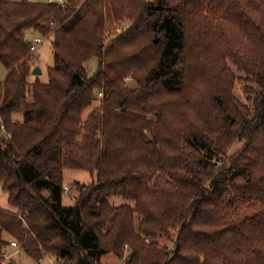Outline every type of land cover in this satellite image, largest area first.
<instances>
[{
    "label": "trees",
    "instance_id": "16d2710c",
    "mask_svg": "<svg viewBox=\"0 0 264 264\" xmlns=\"http://www.w3.org/2000/svg\"><path fill=\"white\" fill-rule=\"evenodd\" d=\"M0 120V264L9 237L56 264H264V0H0ZM67 170L96 176L74 203Z\"/></svg>",
    "mask_w": 264,
    "mask_h": 264
},
{
    "label": "rangeland",
    "instance_id": "374dc122",
    "mask_svg": "<svg viewBox=\"0 0 264 264\" xmlns=\"http://www.w3.org/2000/svg\"><path fill=\"white\" fill-rule=\"evenodd\" d=\"M34 2H60L61 0H32ZM66 2V0H63ZM130 23L129 20H126L125 22H121L116 27L113 28L112 33H119L125 25H128ZM111 31H107L106 36H110ZM32 39L35 37L34 34L30 36ZM110 40V39H109ZM37 55L39 56V59L34 62L35 67H40L42 70V74L40 75L41 79L43 81L48 80V67L53 65L55 62V54L51 47V40L44 38L43 43L39 46V49L37 51ZM230 66L238 76V80L235 84V94L236 96L244 103H249L247 99V94L245 92V87L249 85L248 81L245 79V75L241 72H239L236 68V66L229 61ZM86 68L89 73V76H92L97 72L98 70V61L97 58H92L86 63ZM32 79V78H31ZM127 85H130L132 83V77L126 79ZM101 93V95H100ZM105 97V94L102 90L98 91L95 95V102L92 106H90L84 114V118L86 119L87 116L91 113V111L97 107L101 100H103ZM243 146V142L237 141L232 149L231 153H233L236 150H239ZM74 181H79L81 184L84 185H90L92 183L96 182V176L95 174H92L89 171L86 170H67L66 171V177H65V183L67 184L65 187L66 192V202L67 203H74V195H77L78 191L75 185L73 184ZM47 193V192H45ZM110 203L112 205H120L124 202V199L121 196H115L110 198ZM0 206L2 208H9L7 195L4 193V191L1 188L0 184ZM9 237V236H8ZM175 234L172 232L170 235L163 234L161 237L158 238V241L161 246H171L172 240L174 239ZM11 241H16L14 238L9 237ZM150 241V240H149ZM9 254V258H4L5 264H56L54 256H44L42 258H36L32 254H30L28 251L23 249L21 245H18L17 247H9L7 250H5ZM128 249L126 248V255H127ZM103 262L105 264H125L124 258H119L115 255H109L104 258Z\"/></svg>",
    "mask_w": 264,
    "mask_h": 264
},
{
    "label": "built area",
    "instance_id": "2783aa9c",
    "mask_svg": "<svg viewBox=\"0 0 264 264\" xmlns=\"http://www.w3.org/2000/svg\"><path fill=\"white\" fill-rule=\"evenodd\" d=\"M60 3L65 5V2L63 0H61ZM43 41H44V37L40 36V35H37L32 39V44H31V48H30V60H32L33 62H36L39 59V56L37 55V51L39 49V46L43 43ZM100 95H101V93H100ZM0 134L1 135L9 134L6 126L1 123V120H0ZM146 240L149 242V239H146ZM11 244L13 247L18 246L16 241H12ZM2 257L5 259H8L9 254L6 251H4V253L2 254Z\"/></svg>",
    "mask_w": 264,
    "mask_h": 264
},
{
    "label": "water",
    "instance_id": "95a60500",
    "mask_svg": "<svg viewBox=\"0 0 264 264\" xmlns=\"http://www.w3.org/2000/svg\"><path fill=\"white\" fill-rule=\"evenodd\" d=\"M33 74L34 75H41L42 74V70L40 67H35L33 70ZM133 253L130 254V257H132Z\"/></svg>",
    "mask_w": 264,
    "mask_h": 264
}]
</instances>
